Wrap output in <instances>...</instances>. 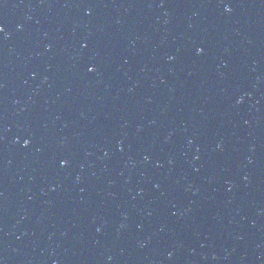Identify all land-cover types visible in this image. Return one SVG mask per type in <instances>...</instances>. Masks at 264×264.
<instances>
[{
  "label": "water",
  "instance_id": "1",
  "mask_svg": "<svg viewBox=\"0 0 264 264\" xmlns=\"http://www.w3.org/2000/svg\"><path fill=\"white\" fill-rule=\"evenodd\" d=\"M0 27V264H264V0H0Z\"/></svg>",
  "mask_w": 264,
  "mask_h": 264
},
{
  "label": "snow or ice",
  "instance_id": "2",
  "mask_svg": "<svg viewBox=\"0 0 264 264\" xmlns=\"http://www.w3.org/2000/svg\"><path fill=\"white\" fill-rule=\"evenodd\" d=\"M3 28L2 27H0V32H3ZM90 71H92V69H89ZM25 146H27V142H26V144H25Z\"/></svg>",
  "mask_w": 264,
  "mask_h": 264
}]
</instances>
